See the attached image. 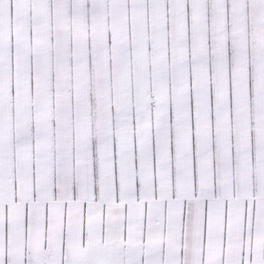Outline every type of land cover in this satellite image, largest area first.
Here are the masks:
<instances>
[{
  "label": "snow or ice",
  "instance_id": "snow-or-ice-1",
  "mask_svg": "<svg viewBox=\"0 0 264 264\" xmlns=\"http://www.w3.org/2000/svg\"><path fill=\"white\" fill-rule=\"evenodd\" d=\"M0 264H264V0H0Z\"/></svg>",
  "mask_w": 264,
  "mask_h": 264
}]
</instances>
